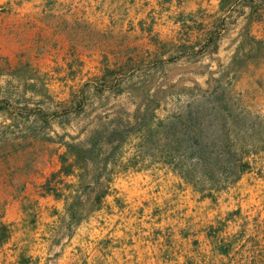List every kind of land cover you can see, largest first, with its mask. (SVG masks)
Masks as SVG:
<instances>
[{"label":"rangeland","instance_id":"1","mask_svg":"<svg viewBox=\"0 0 264 264\" xmlns=\"http://www.w3.org/2000/svg\"><path fill=\"white\" fill-rule=\"evenodd\" d=\"M196 89L230 92L264 135V0H0V203L12 231L0 264H264V150L216 199L160 163L129 167L71 229L63 200L42 195L60 136L151 108L147 92L164 118ZM82 90L84 112L63 114ZM139 148L131 136L127 161Z\"/></svg>","mask_w":264,"mask_h":264},{"label":"trees","instance_id":"2","mask_svg":"<svg viewBox=\"0 0 264 264\" xmlns=\"http://www.w3.org/2000/svg\"><path fill=\"white\" fill-rule=\"evenodd\" d=\"M84 94V90L81 94L73 93L63 114L84 112ZM184 94L191 102L164 118L156 115L162 98L158 93L147 92L143 98L151 108L132 117L128 114V118L121 112L113 117L107 115L104 121L99 119L77 135L60 136L58 142L65 149L58 154L59 168L43 183L42 195L63 200L70 229L102 208L112 192L115 176L129 167L140 169L145 162L160 163L203 197L212 199H216V192L235 184L252 169L251 156L264 150L260 115L253 114L234 95L221 89H196ZM8 106L1 104L0 109L6 110ZM36 112L42 117L50 115L42 109ZM52 115L57 116L56 112ZM43 119L48 122L47 117ZM255 135L259 139L249 140ZM32 136L34 140L39 138L38 133ZM67 136L70 140L65 139ZM131 136L138 137L140 148L127 161L124 148ZM43 138L54 141L51 136ZM15 146L16 150L19 144ZM67 178L72 180L66 181ZM1 206L0 203V249L12 232ZM214 233L211 225L207 234L215 249L229 257L232 244L223 243ZM21 261L29 264L25 258Z\"/></svg>","mask_w":264,"mask_h":264}]
</instances>
